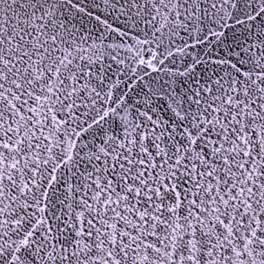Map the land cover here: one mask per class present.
Segmentation results:
<instances>
[{"label":"snow or ice","instance_id":"1","mask_svg":"<svg viewBox=\"0 0 264 264\" xmlns=\"http://www.w3.org/2000/svg\"><path fill=\"white\" fill-rule=\"evenodd\" d=\"M0 264H264V0H0Z\"/></svg>","mask_w":264,"mask_h":264}]
</instances>
